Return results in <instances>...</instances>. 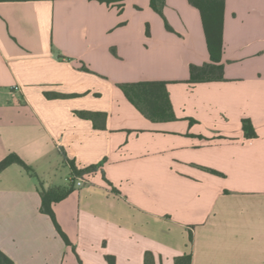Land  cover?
I'll return each mask as SVG.
<instances>
[{"label": "crops", "instance_id": "1", "mask_svg": "<svg viewBox=\"0 0 264 264\" xmlns=\"http://www.w3.org/2000/svg\"><path fill=\"white\" fill-rule=\"evenodd\" d=\"M152 1L0 2V162L71 187L52 205L66 245L38 181L18 164L0 173L14 264H264V0L224 1V81L203 83L189 82L211 64L199 11L155 0L161 16ZM142 81L167 82L173 121L118 88Z\"/></svg>", "mask_w": 264, "mask_h": 264}, {"label": "trees", "instance_id": "2", "mask_svg": "<svg viewBox=\"0 0 264 264\" xmlns=\"http://www.w3.org/2000/svg\"><path fill=\"white\" fill-rule=\"evenodd\" d=\"M5 1L29 0H0V2ZM160 1L162 2V0ZM224 1L225 0H189L200 13L206 45L211 60V64L202 67L190 66V83L224 81L223 67L220 64L223 52ZM152 8L162 16L155 0L152 1ZM166 29L172 31L167 24ZM166 85L167 82L163 81H142L119 84L118 88L123 92L126 99L147 119L152 122H168L173 121L175 117L166 90ZM242 131L246 139L256 137L254 128L249 120H242ZM12 164H18L25 172L38 181V189L41 197V212L50 217L64 243L70 245V242L55 222L52 205L64 199L70 193L71 187L67 190H44L35 172L16 155H9L0 162V173ZM94 170L95 166H91L84 171H76L73 167L72 172L80 176L83 172ZM208 171L212 174L219 175L216 171ZM106 260L108 264H113L112 258L107 257ZM0 264L14 263L0 251ZM174 264H191V255L188 254L177 257Z\"/></svg>", "mask_w": 264, "mask_h": 264}, {"label": "built area", "instance_id": "3", "mask_svg": "<svg viewBox=\"0 0 264 264\" xmlns=\"http://www.w3.org/2000/svg\"><path fill=\"white\" fill-rule=\"evenodd\" d=\"M77 187H81L83 185V182L82 181H77L76 184H75Z\"/></svg>", "mask_w": 264, "mask_h": 264}]
</instances>
